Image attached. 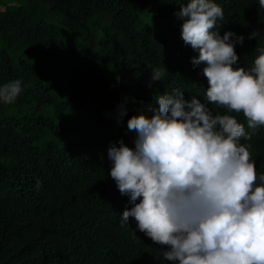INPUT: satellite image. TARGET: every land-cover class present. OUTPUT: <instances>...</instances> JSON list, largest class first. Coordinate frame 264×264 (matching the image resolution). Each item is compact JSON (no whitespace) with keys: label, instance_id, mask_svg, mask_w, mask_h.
Wrapping results in <instances>:
<instances>
[{"label":"trees","instance_id":"1","mask_svg":"<svg viewBox=\"0 0 264 264\" xmlns=\"http://www.w3.org/2000/svg\"><path fill=\"white\" fill-rule=\"evenodd\" d=\"M13 1L0 6V85L21 82L13 103L0 101V264H173L133 218L122 223L132 205L108 175L109 147H134L128 119L150 116L177 88L244 125L252 135L240 143L258 175L264 126L207 102L205 65H193L199 53L181 38L186 0ZM213 2L224 12L213 31L244 37L236 66L250 70L264 48V9ZM152 69L164 70L161 81Z\"/></svg>","mask_w":264,"mask_h":264},{"label":"clouds","instance_id":"2","mask_svg":"<svg viewBox=\"0 0 264 264\" xmlns=\"http://www.w3.org/2000/svg\"><path fill=\"white\" fill-rule=\"evenodd\" d=\"M177 16L182 40L199 53L193 65H205L207 102L243 113L252 130L264 126V48L250 70L237 67L235 44L244 37L213 31L224 18L213 0H186ZM163 75L152 69L151 79ZM20 92L19 80L0 85V101L11 104ZM156 104L150 116L128 119L134 147L120 141L108 149V175L132 205L122 223L133 218L154 244L166 246L162 255L173 264H264V174H257L250 145L240 143L252 134L178 88Z\"/></svg>","mask_w":264,"mask_h":264},{"label":"rangeland","instance_id":"3","mask_svg":"<svg viewBox=\"0 0 264 264\" xmlns=\"http://www.w3.org/2000/svg\"><path fill=\"white\" fill-rule=\"evenodd\" d=\"M11 2H14V1L13 0H1L0 6H2L1 3H11Z\"/></svg>","mask_w":264,"mask_h":264}]
</instances>
